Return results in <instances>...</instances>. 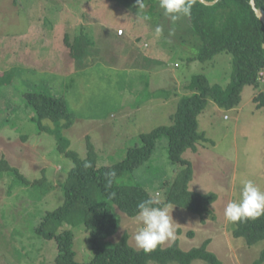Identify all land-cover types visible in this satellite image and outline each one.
<instances>
[{
    "label": "rangeland",
    "instance_id": "374dc122",
    "mask_svg": "<svg viewBox=\"0 0 264 264\" xmlns=\"http://www.w3.org/2000/svg\"><path fill=\"white\" fill-rule=\"evenodd\" d=\"M144 4L139 10L135 0H0V77L11 80L0 82V160L7 163L0 169V264L55 263L56 241L35 229L65 201L64 186L76 165L67 153L81 159L94 155L98 166L118 163L130 148L142 144V134L173 123L181 97L192 93L187 85L195 75L223 86L230 82L232 53L198 59L203 42L190 16L173 22L159 0ZM145 14L151 19L145 21ZM75 42L80 44L78 53ZM50 71L64 74L54 86L47 81ZM58 85L75 116L70 128L51 119L34 120L25 104L26 93L54 91ZM263 90V84L245 86L241 103L233 109L209 100L199 116V130L207 139L184 157L193 166L189 189L215 192L217 199L204 215L168 204L170 211L173 207L175 239L163 247L178 240L187 251L207 242V250L223 264H252L261 256L264 240L249 245L235 237L224 209L238 199L241 180L252 179L264 190V108L257 109L254 102ZM167 146L163 136L152 158L118 181L140 183L165 202L164 183L181 169L170 160ZM115 211L118 231L106 240L117 242L128 234L136 248L135 217L118 207ZM73 232L75 260L90 261V233L83 224ZM192 264L208 263L197 259Z\"/></svg>",
    "mask_w": 264,
    "mask_h": 264
},
{
    "label": "trees",
    "instance_id": "16d2710c",
    "mask_svg": "<svg viewBox=\"0 0 264 264\" xmlns=\"http://www.w3.org/2000/svg\"><path fill=\"white\" fill-rule=\"evenodd\" d=\"M256 4L264 8V0H256ZM190 19L193 30L203 42L198 59L207 61L224 51L233 54L235 69L230 82L223 86L211 83L204 74L195 75L187 85L192 93L181 97L178 109L172 116L173 123L142 134V144L130 148L127 156L118 163L98 166L94 155L81 159L72 152L67 153L74 158L76 165L69 172L64 186L65 201L61 207L48 212L35 229L39 236L56 241L58 256L54 264H150L151 261L192 264L197 259L208 264H223L217 255L207 250V242L186 251L177 240L169 247L161 244L151 252H144L130 245L128 234L117 242L106 240L118 231L119 218L115 207L135 217L137 204L151 194L140 183H120L118 179L146 164L163 136L168 139L170 160L181 167L173 181L164 183V203L201 215L210 214V205L216 201L217 194H201L189 189L193 166L184 153L191 148L196 150L197 143L207 139L199 130V116L210 99L220 107L233 109L241 103L245 86H261L259 72L264 69V23L254 11L251 0H219L213 5L196 0ZM81 37L78 36V40ZM72 47L78 53L80 44L75 42ZM76 53H73L75 58L79 57ZM85 53L83 51L81 54ZM0 82L10 84L11 80L1 76ZM49 91L44 89L26 93L24 102L34 112L32 118L40 123L51 119L61 128L72 127L75 116L65 96ZM254 102L257 109L264 108V90L254 98ZM2 167L7 168L4 160H0V169ZM80 224L90 233L94 250V257L84 263L75 260L73 227ZM234 226V236L245 238L249 245L264 240V215L235 222ZM262 263L264 250L252 264Z\"/></svg>",
    "mask_w": 264,
    "mask_h": 264
},
{
    "label": "clouds",
    "instance_id": "9594fccd",
    "mask_svg": "<svg viewBox=\"0 0 264 264\" xmlns=\"http://www.w3.org/2000/svg\"><path fill=\"white\" fill-rule=\"evenodd\" d=\"M203 2L204 0H201V3ZM194 3L196 0H159V7L164 10L165 16L175 22L181 16H190ZM135 5L139 10L145 8L144 0H135ZM143 19L147 21L151 17L145 14ZM155 31L161 33V26L158 25ZM172 209L173 207L171 211ZM171 211L159 193L154 196L150 194L147 199L137 204L135 221L138 228L133 236L137 249L151 252L158 245L175 239ZM261 215H264V190L252 179L241 180L238 199L229 201L224 209L225 219L235 223L249 218L255 219Z\"/></svg>",
    "mask_w": 264,
    "mask_h": 264
},
{
    "label": "crops",
    "instance_id": "0c3cea01",
    "mask_svg": "<svg viewBox=\"0 0 264 264\" xmlns=\"http://www.w3.org/2000/svg\"><path fill=\"white\" fill-rule=\"evenodd\" d=\"M30 64H33V63H30ZM58 65H60V64H51V68L52 67H56ZM27 67L33 68L32 66H28V65H27ZM61 70H62V68H61ZM49 75H50V78H49V81L48 82H50L52 84V86H54L55 84L59 83L56 80H59L60 79L59 77L62 76V75H64V74H62V72L58 73V72L50 71ZM55 81L57 83H55ZM60 85L63 86L61 83H60ZM63 91L64 90H62V87L60 88L59 85H58V86L55 87V90L54 91H49V92L51 94H54V95L64 96L63 95Z\"/></svg>",
    "mask_w": 264,
    "mask_h": 264
},
{
    "label": "water",
    "instance_id": "95a60500",
    "mask_svg": "<svg viewBox=\"0 0 264 264\" xmlns=\"http://www.w3.org/2000/svg\"><path fill=\"white\" fill-rule=\"evenodd\" d=\"M201 2V0H199ZM219 0H204V4L206 5H213L216 2H218ZM251 5L254 9V11L256 12L257 16L261 19V21L264 23V8L258 7L256 4V0H251ZM264 47V45H263Z\"/></svg>",
    "mask_w": 264,
    "mask_h": 264
},
{
    "label": "built area",
    "instance_id": "2783aa9c",
    "mask_svg": "<svg viewBox=\"0 0 264 264\" xmlns=\"http://www.w3.org/2000/svg\"><path fill=\"white\" fill-rule=\"evenodd\" d=\"M120 33H123V30L120 31ZM148 46V44H146ZM259 80L261 81V84L264 85V69L259 72Z\"/></svg>",
    "mask_w": 264,
    "mask_h": 264
}]
</instances>
